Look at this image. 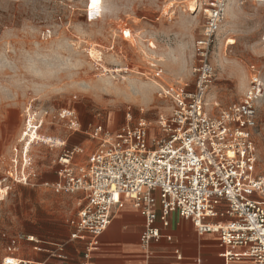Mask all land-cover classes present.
Masks as SVG:
<instances>
[{
  "label": "rangeland",
  "instance_id": "obj_1",
  "mask_svg": "<svg viewBox=\"0 0 264 264\" xmlns=\"http://www.w3.org/2000/svg\"><path fill=\"white\" fill-rule=\"evenodd\" d=\"M235 2L208 52L215 77L206 109L213 114L242 98L252 64L264 83V0ZM163 6L164 0H0V264L12 237L70 234L67 219L80 194L44 184L58 179L64 149L58 144L84 148L78 159H86L99 146L87 133L95 125L116 131L146 120L150 135H158L159 118L173 109L163 89L194 90L204 17L179 9L169 21ZM30 61L46 71L30 69ZM107 80L115 85L107 87ZM140 80L155 83L152 92L118 88ZM118 89L127 98L120 101ZM62 110L75 111L78 130L56 118ZM257 112L256 172L262 175L264 90Z\"/></svg>",
  "mask_w": 264,
  "mask_h": 264
},
{
  "label": "built area",
  "instance_id": "obj_2",
  "mask_svg": "<svg viewBox=\"0 0 264 264\" xmlns=\"http://www.w3.org/2000/svg\"><path fill=\"white\" fill-rule=\"evenodd\" d=\"M229 2L164 0L162 14L167 20H173L180 9L202 14L204 26L197 41L201 58L194 68L195 88L172 84L163 89L172 99L173 109L169 116L159 118L158 135H150L146 120L126 123L116 131L95 125L87 133L99 146L84 162L76 160L84 148L67 149L65 142L58 144L64 147L58 158L59 179L45 185L56 192L84 193L77 217L71 220V238L86 243L82 264H89L115 210L123 208L127 200L145 219L140 237L144 248L165 236L156 221L167 227L169 215L177 212L191 220L199 234L218 235L224 264H264V174L256 172L254 136L264 90L261 70L250 66L249 85L239 101L217 114L206 109L215 77L209 47L226 20ZM56 118L70 128H80L75 111L62 110ZM23 154L26 167L30 159ZM13 247H7L2 264H27L12 254Z\"/></svg>",
  "mask_w": 264,
  "mask_h": 264
},
{
  "label": "crops",
  "instance_id": "obj_3",
  "mask_svg": "<svg viewBox=\"0 0 264 264\" xmlns=\"http://www.w3.org/2000/svg\"><path fill=\"white\" fill-rule=\"evenodd\" d=\"M82 155H78L76 160L84 162L86 159H78ZM55 181H46L44 184ZM74 194L80 196L77 198L76 214L67 219L70 234L51 238L37 231H31L23 236L12 237L9 245H14L12 254L15 257L27 264L84 262L85 241L71 238L74 230L71 220L77 217L79 201L83 199L84 193ZM168 220L167 227H164L160 220L156 221V226L165 236L159 241H153L148 248H144L140 237L145 229V219L134 208L132 202L127 200L123 208L115 210L111 224L99 238L98 248L90 255L89 264H224L218 235L199 234L192 221L181 217L177 212H172ZM29 237H34V240H30Z\"/></svg>",
  "mask_w": 264,
  "mask_h": 264
},
{
  "label": "bare ground",
  "instance_id": "obj_4",
  "mask_svg": "<svg viewBox=\"0 0 264 264\" xmlns=\"http://www.w3.org/2000/svg\"><path fill=\"white\" fill-rule=\"evenodd\" d=\"M235 6H236V2H235V0H231V2L229 3V10H233L234 8H235ZM127 33V32H126ZM234 40H232V39H228L227 40V43L228 44H231L232 42H233ZM114 70V69H113ZM114 72H119V70H115ZM142 79V78H141ZM144 80V79H143ZM140 86L139 85H134L133 83H132V81H131V83H125V84H123V86L122 87H119L118 86V88L119 89H124L125 90V93L127 92H129V91H134L135 90V88L136 89H138V91H134L136 94H143V93H147V92H145V91H148L149 89V91H151L152 92V89L154 88V84H152V83H149V82H143V81H141L140 80ZM101 84V83H100ZM105 84H106V86L108 85V86H113V85H115L114 83H113V81H110V80H107V81H105ZM121 84V83H120ZM104 85V84H103ZM105 86V85H104ZM107 86V87H108ZM157 86V85H156ZM155 86V87H156ZM94 87V86H93ZM100 89V88H99ZM116 89V88H115ZM119 89H118V92H120V93H117V98L120 100V101H122V99H124V98H127V96H125V94L123 95L122 93H121V90L119 91ZM117 90V89H116ZM94 91H96L97 93H99L100 91H97V88H95L94 89ZM123 91V90H122ZM134 93V94H135ZM132 94V93H131ZM129 95V94H128ZM125 96V97H124ZM124 97V98H123ZM130 97V96H129ZM142 97V96H141ZM140 98V97H139ZM138 99V98H137ZM141 101V100H140ZM34 134V133H33ZM45 140H53L52 142H54V139L53 138H49L48 137V139L47 138H45Z\"/></svg>",
  "mask_w": 264,
  "mask_h": 264
},
{
  "label": "clouds",
  "instance_id": "obj_5",
  "mask_svg": "<svg viewBox=\"0 0 264 264\" xmlns=\"http://www.w3.org/2000/svg\"><path fill=\"white\" fill-rule=\"evenodd\" d=\"M35 64V61H30L29 62V68L32 69V66ZM34 71H46V68L40 67L38 64L35 65V68L32 69Z\"/></svg>",
  "mask_w": 264,
  "mask_h": 264
}]
</instances>
